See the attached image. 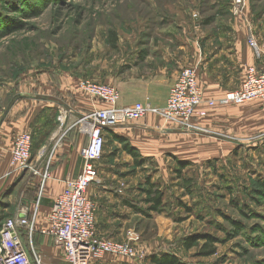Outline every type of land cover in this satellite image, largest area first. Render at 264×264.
<instances>
[{
    "label": "crops",
    "instance_id": "crops-1",
    "mask_svg": "<svg viewBox=\"0 0 264 264\" xmlns=\"http://www.w3.org/2000/svg\"><path fill=\"white\" fill-rule=\"evenodd\" d=\"M208 1L216 4L214 9H205L206 0L179 1L161 23L139 32H121L117 43L119 54L113 60L111 75L95 76L97 81H105L119 91V107L141 103L162 108L180 72L193 68L204 94L200 109L207 113L197 124L212 135L185 132L156 113L106 131L104 154L97 163L99 179L89 190L96 206L97 235L124 242L130 233L139 232L142 241L137 242L138 251L149 256L146 260H129L105 255L91 264H154L152 254L176 255L173 242L181 246L185 238L179 227L183 222L178 220V197L183 189L176 162H188L183 173L187 179H195L197 168L227 156L236 146L234 140H243L258 130L259 125L264 126L263 102L219 103L227 93L243 88L250 67H264V0H246L240 17L232 14L225 0ZM250 37L256 42V49L250 45ZM81 78L66 77L60 88L61 96L73 100V110L88 114L109 108L81 88ZM48 100L46 97L19 99L7 109L0 124V195L19 178L12 164L15 138L22 133H33L35 153H43L40 165L50 172L51 178L45 186L35 240L31 242L26 237L24 244L52 254L49 242H54L42 231L49 228L51 204L63 192L66 181L81 172L85 144L84 137L71 133L70 127L64 130L58 127V105L66 106V101ZM212 101L216 102L214 106L209 105ZM118 138L137 149L140 166ZM108 143H112L111 150ZM148 179L163 191L167 211L149 213L144 207L149 205L142 195ZM170 204L171 210L167 207ZM147 217L157 222L158 229H142ZM54 247L65 261L63 251L55 244Z\"/></svg>",
    "mask_w": 264,
    "mask_h": 264
},
{
    "label": "rangeland",
    "instance_id": "rangeland-1",
    "mask_svg": "<svg viewBox=\"0 0 264 264\" xmlns=\"http://www.w3.org/2000/svg\"><path fill=\"white\" fill-rule=\"evenodd\" d=\"M179 1L184 0H0V124L7 109L19 99L66 101V106L58 105V127L64 130L68 126L71 133L82 135L85 147L88 137L80 131L77 120L81 114H75L73 100L60 95L62 82L76 76L82 81L108 85L95 76L111 75L113 60L119 54L120 33L139 32L161 23ZM225 1L232 7V0ZM205 5L207 10L216 4L206 0ZM112 31L117 34L115 47ZM208 133L204 135H212ZM234 142L236 146L230 154L197 168L195 179H187L183 173L187 167L183 169L176 162L183 189L178 197V220L183 222L179 227L185 238L181 246L173 242L172 247L186 264H264V196L256 192L260 183L264 185V126L259 125L250 136ZM111 145L108 143L109 150ZM35 150L33 141V157L39 154ZM16 172L19 178L0 195V215L6 219L21 204L34 207L40 196L42 204L45 199L46 189L38 187V178ZM146 188L147 184L143 190ZM144 207L149 212V205ZM167 207L171 210L172 204ZM150 218L142 225L145 231L158 229L157 222ZM228 219L239 223V227ZM140 235H132L137 248V242L142 241ZM203 235L220 240L214 256H200L199 248L186 250L187 240ZM204 243L205 240L199 242ZM49 245L52 254L39 251L44 264H67L54 244Z\"/></svg>",
    "mask_w": 264,
    "mask_h": 264
},
{
    "label": "built area",
    "instance_id": "built-area-1",
    "mask_svg": "<svg viewBox=\"0 0 264 264\" xmlns=\"http://www.w3.org/2000/svg\"><path fill=\"white\" fill-rule=\"evenodd\" d=\"M245 3L246 0H232V14L240 17ZM249 43L253 48H257L252 37ZM80 86L92 97L108 104L109 108L81 114L80 118H77L80 131L88 137L87 145L81 152V172L76 178L66 181L63 192L51 204L50 225L42 233L50 237L63 251L67 264H91L93 260L105 255L143 260L146 254L138 251L132 233L124 242L98 237L96 206L88 191L99 179L97 162L103 157L105 134L108 130L131 121L142 120L149 113H156L171 120L185 132L203 135L204 132L208 133L197 124L207 113L200 109L204 103V94L199 86L196 70L185 68L180 72L170 90L166 105L162 108H152L141 103L119 107L120 93L116 88L89 81H82ZM252 100H261L264 103V67H250L243 88L227 93L219 103L240 105ZM215 104L214 101L209 103L210 106ZM32 147L31 134L22 133L17 136L12 152L13 164L16 171L28 172L35 179L38 178L37 185L43 189L51 174L40 165L43 153L33 157ZM41 193L43 194V191ZM41 204V196L34 207L21 204L15 213L3 222L0 228V264H44L42 256L33 245L27 248L24 244V238L27 237L32 242L37 231L36 221Z\"/></svg>",
    "mask_w": 264,
    "mask_h": 264
},
{
    "label": "trees",
    "instance_id": "trees-1",
    "mask_svg": "<svg viewBox=\"0 0 264 264\" xmlns=\"http://www.w3.org/2000/svg\"><path fill=\"white\" fill-rule=\"evenodd\" d=\"M112 36V47H115L116 42H117V34L115 32H111ZM121 142H123L124 149L131 154L135 159L136 163L140 166L142 163L139 162L140 154L137 151V149L133 148L130 144L126 143L123 138H118ZM180 166L185 169L189 163L188 162H178ZM98 169V168H97ZM180 171V170H179ZM190 186L192 185V180H189ZM147 187L146 189L142 190V192L147 194V198L145 199V202L149 204L148 211L149 213H163L165 211V205L163 203V198H164V193L161 190L160 186L153 184L151 182V179H148L147 181ZM260 196H264V185L263 183H260V189L256 191ZM134 208H136L135 205H132ZM149 213L147 216H149ZM6 220V217L0 215V228L3 224V222ZM231 224L235 227H239V223L229 220ZM201 240H205V243L203 245H200L199 242ZM220 243V240L211 237V236H197V237H192L189 240L186 241L185 243V248L186 250H191L193 248H199V255L200 256H205V257H210L214 256L217 253V244ZM152 262L154 264H186L185 262L182 261V259L175 254L167 253L163 255H157V254H152L150 257Z\"/></svg>",
    "mask_w": 264,
    "mask_h": 264
}]
</instances>
